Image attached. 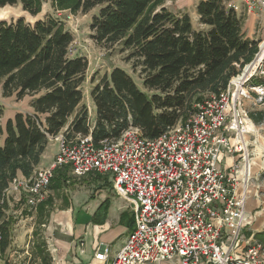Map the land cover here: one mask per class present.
I'll return each mask as SVG.
<instances>
[{
	"label": "trees",
	"instance_id": "1",
	"mask_svg": "<svg viewBox=\"0 0 264 264\" xmlns=\"http://www.w3.org/2000/svg\"><path fill=\"white\" fill-rule=\"evenodd\" d=\"M166 1L56 0L58 9L69 8L73 13L99 8L91 24L95 41L110 48L119 46L127 53L126 61L143 84L144 90L121 68L104 76L91 91L94 123L82 106L88 60L70 56L73 35L64 25L52 17L35 23L24 18L0 23L2 96L15 97L17 102L29 96L32 109L3 122L5 108L0 104V256H5L12 243V220L5 214L7 190L18 175H33L49 136L63 133L71 139L91 133L98 145L133 126L144 137L157 138L189 118L210 95L225 90L254 60L258 42L246 38L242 17L227 0L199 1L196 14L202 30L194 28L189 13L172 12ZM17 4L37 16L42 0H0V8ZM250 117L257 124L264 121V113ZM52 201L39 204L41 225L47 223ZM34 238V258L40 264H52L40 231H34ZM254 238L264 243V231ZM0 264H4L1 259Z\"/></svg>",
	"mask_w": 264,
	"mask_h": 264
},
{
	"label": "built area",
	"instance_id": "2",
	"mask_svg": "<svg viewBox=\"0 0 264 264\" xmlns=\"http://www.w3.org/2000/svg\"><path fill=\"white\" fill-rule=\"evenodd\" d=\"M240 1L249 12L258 9L264 14V0ZM228 6L237 13L242 8L231 2ZM256 75H264V37L254 60L225 90L210 95L189 118L157 138H146L133 126L98 145L91 133L71 139L63 133L49 136L58 145L53 161L29 178L16 177L6 196L17 193L27 207L37 208L47 198L57 170L69 168L77 178L107 175L115 192L132 204L134 229L113 258L103 246L96 260L264 264V243L246 234L253 180L247 136L256 126L245 103L264 99V83L252 84ZM223 154L234 160L228 170L220 167Z\"/></svg>",
	"mask_w": 264,
	"mask_h": 264
},
{
	"label": "rangeland",
	"instance_id": "3",
	"mask_svg": "<svg viewBox=\"0 0 264 264\" xmlns=\"http://www.w3.org/2000/svg\"><path fill=\"white\" fill-rule=\"evenodd\" d=\"M199 0H167L165 6L174 13L187 12L191 16L194 28L196 30H202L203 27L199 23L198 16L196 14V6ZM2 9V8H0ZM7 11L12 12L8 18V22L22 17L27 23H34L38 20H44L47 17H52L57 21L61 22L65 29L73 35V42L70 46V56L83 57L88 60V69L86 72V81L83 84L82 90L84 99L82 106L87 108L89 118L92 120L94 115L93 100L91 97V91L95 85L106 75H109L115 68H121L125 70L135 81L137 86L144 90L142 81L139 74L133 71L130 62L126 61L127 53L121 52L119 46L107 47L102 44H98L94 37L93 31L91 30L92 19L98 14L99 8L91 10L89 13H73L71 9H58L56 6V0H42L41 11L37 16H32L30 13L23 10L20 4L10 6L6 8ZM244 12L247 15H252L260 10L255 9L249 12L246 7H242L239 15H243ZM242 17V16H241ZM243 24V23H242ZM264 37V14L258 22L254 31L253 39L258 43ZM260 57V56H259ZM262 57V55H261ZM264 83V75H256L252 80V84ZM29 100L27 96L21 102H17L15 97L5 99L2 96V90L0 86V103H3V107L10 110H18L23 113L29 111ZM246 109L250 114H262L264 113V99L263 101H248L245 103ZM7 112L4 114V119H7ZM252 119V118H251ZM253 123L256 126L254 134L248 135L247 139L250 144V151L253 154V159H258V169L256 173L253 170V180L250 188V198L253 200V214L260 211L264 215V121L261 124ZM49 144H55L50 142ZM57 149L58 145L56 144ZM259 147H261L259 149ZM257 156V157H256ZM223 160L220 164L222 169L228 170L232 165V158L229 155L222 156ZM99 174H91L83 178H77L72 175L71 171L66 169L60 172L58 175H54L53 188L49 186L47 190V198L52 199V206L49 211H54L57 207H65V202L70 199L76 200L77 198L88 195V199H97L104 206L108 205L107 198L109 195H113L114 192H107L101 188L109 187L112 185L110 177L107 175H100L101 178L97 177ZM63 180V184L61 182ZM54 182L57 186L54 187ZM61 182V183H60ZM59 186V189H55ZM98 191V192H97ZM97 192V193H96ZM87 193V194H86ZM97 194L91 197L90 194ZM85 194V195H84ZM9 209L5 213L12 220V237L18 240V243L13 245L7 250L5 256H0V259L7 264H40V259L33 256L34 245L28 243V230L34 228L33 231H41L40 226L44 219L39 215V206L37 208H29L24 201L20 199L18 194L10 193L6 196ZM264 218V217H263ZM251 222V223H250ZM249 222L246 234L254 233L253 220ZM252 229L254 231H252ZM34 233V232H33ZM41 233V232H40ZM35 240V239H34ZM33 241V239H32Z\"/></svg>",
	"mask_w": 264,
	"mask_h": 264
},
{
	"label": "crops",
	"instance_id": "4",
	"mask_svg": "<svg viewBox=\"0 0 264 264\" xmlns=\"http://www.w3.org/2000/svg\"><path fill=\"white\" fill-rule=\"evenodd\" d=\"M201 1V0H199ZM198 1V3H199ZM241 7H245L240 0H227ZM242 16L243 32L246 38L253 39L254 31L263 14L256 12L247 15L245 12ZM1 86V84H0ZM2 90V89H1ZM9 99V98H5ZM4 103V102H3ZM3 103H0L2 106ZM5 106V105H4ZM94 115L92 123L96 119V108L93 103ZM7 119L13 118L18 110L7 111ZM30 108L27 113H31ZM7 119H2L5 122ZM261 124V123H260ZM261 147H259L260 149ZM56 144H48L43 154L42 161L38 168H44L50 165L57 154ZM257 157V156H256ZM234 160L232 159V163ZM258 159H253V170L256 173L258 169ZM69 170V168H66ZM18 177H23L18 175ZM112 185L100 189L107 192H114L107 198L108 205L104 206L97 199H88V195L70 199L65 202V207H57L54 211H50L47 223L41 225L40 235L47 243V251L51 257L52 264H104L95 259L96 252L103 246L110 249V257L113 258L123 247L127 238L134 229V211L133 206L128 201L121 198ZM98 192V191H97ZM96 192V193H97ZM90 194L91 197L97 194ZM87 194V193H86ZM85 195V194H84ZM264 211V210H263ZM253 200L247 202L246 216L251 226H255L253 234L264 231V215L263 212L253 214ZM251 223V222H250ZM34 228L28 230V243L35 244ZM33 239V241H32ZM35 239V240H34ZM18 243L12 237V244ZM11 247V246H10ZM8 252V251H7ZM161 264H181L179 260L172 262H163Z\"/></svg>",
	"mask_w": 264,
	"mask_h": 264
},
{
	"label": "bare ground",
	"instance_id": "5",
	"mask_svg": "<svg viewBox=\"0 0 264 264\" xmlns=\"http://www.w3.org/2000/svg\"><path fill=\"white\" fill-rule=\"evenodd\" d=\"M12 12L6 10V8L0 9V20L7 19L11 16Z\"/></svg>",
	"mask_w": 264,
	"mask_h": 264
},
{
	"label": "water",
	"instance_id": "6",
	"mask_svg": "<svg viewBox=\"0 0 264 264\" xmlns=\"http://www.w3.org/2000/svg\"><path fill=\"white\" fill-rule=\"evenodd\" d=\"M8 7H10V6H5V7H3V8H8ZM20 18H22V17H19L18 19H20ZM18 19H16L15 21H17ZM1 22H8V20H7V19H1V20H0V23H1ZM10 22H11V21H10ZM35 22H36V21H35ZM35 22H34V23H35Z\"/></svg>",
	"mask_w": 264,
	"mask_h": 264
}]
</instances>
